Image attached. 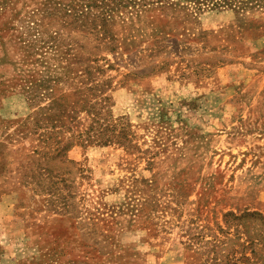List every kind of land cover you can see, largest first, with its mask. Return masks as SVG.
<instances>
[{"label": "rangeland", "instance_id": "374dc122", "mask_svg": "<svg viewBox=\"0 0 264 264\" xmlns=\"http://www.w3.org/2000/svg\"><path fill=\"white\" fill-rule=\"evenodd\" d=\"M0 264H264V0H0Z\"/></svg>", "mask_w": 264, "mask_h": 264}]
</instances>
